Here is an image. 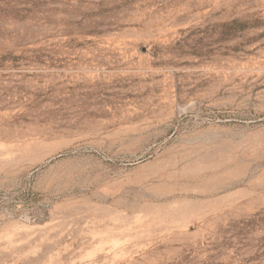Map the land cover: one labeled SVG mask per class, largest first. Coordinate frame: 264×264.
<instances>
[{"label":"rangeland","instance_id":"obj_1","mask_svg":"<svg viewBox=\"0 0 264 264\" xmlns=\"http://www.w3.org/2000/svg\"><path fill=\"white\" fill-rule=\"evenodd\" d=\"M0 264H264V0H0Z\"/></svg>","mask_w":264,"mask_h":264}]
</instances>
